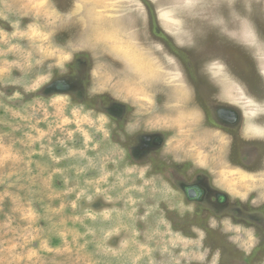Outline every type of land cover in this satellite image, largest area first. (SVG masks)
<instances>
[{"label": "rangeland", "instance_id": "rangeland-1", "mask_svg": "<svg viewBox=\"0 0 264 264\" xmlns=\"http://www.w3.org/2000/svg\"><path fill=\"white\" fill-rule=\"evenodd\" d=\"M244 2L0 0V264H264V173L220 124L264 89ZM197 168L263 225L188 201Z\"/></svg>", "mask_w": 264, "mask_h": 264}, {"label": "flooded vegetation", "instance_id": "flooded-vegetation-1", "mask_svg": "<svg viewBox=\"0 0 264 264\" xmlns=\"http://www.w3.org/2000/svg\"><path fill=\"white\" fill-rule=\"evenodd\" d=\"M244 52L248 57L251 56L252 59H254L256 65H253L255 69L253 73H260L258 74L259 77H261V82L264 86V62L261 61L252 51L244 50ZM241 57H243L242 54ZM243 62L246 68V59H244ZM236 79L239 80V78L237 77ZM239 81L242 83L243 81H245V77L243 76L242 79ZM243 89L247 96L253 97L254 100L264 103V89L261 90L258 88L257 90L256 86H251L249 85V83L245 85ZM246 101L250 104V100L246 99ZM246 101L244 103H246ZM247 103L244 107H241V110H239V108V112H236V114H234L236 111L234 109H232L231 112L229 111L226 115H224L225 121L220 124L221 126L224 124V127L222 126L221 130L224 131L225 129L227 132L226 135L231 138V157H236L239 159L237 161L229 160L231 166L246 174L258 175L264 173V135L261 136V138H259L256 142V140L254 139L243 138L242 134L244 133L245 127H251L253 129L257 128L264 131V110L261 109V112H257L260 115L256 118H252L250 114L252 111V107L248 106ZM261 106H264V104L260 105L259 107ZM252 119H255L257 123H253ZM236 150L240 151L241 155L234 154ZM194 175L195 177L192 181L181 186V190L184 193L185 198L188 201H191L196 204L199 210H204L205 213L208 214L209 212H212V218L218 221L219 223H222L223 220H228L229 222L242 227H246L249 225H254V227H256L257 225H263L259 223V213L249 212L250 210L248 208L241 206L242 202L240 199H231L229 197V193H227L225 189L221 188L220 186H217L216 179L212 175L211 170L197 168L194 172ZM257 246H264V238H262L258 242Z\"/></svg>", "mask_w": 264, "mask_h": 264}, {"label": "bare ground", "instance_id": "bare-ground-1", "mask_svg": "<svg viewBox=\"0 0 264 264\" xmlns=\"http://www.w3.org/2000/svg\"><path fill=\"white\" fill-rule=\"evenodd\" d=\"M249 0H246V2H244L242 4L241 7H238L239 10H236V14H238L241 17L242 20V26H246V33H242L241 34V39L243 42H245L248 46H251L250 48L252 49V52L256 55L255 50L259 51L261 49H264V35L261 34L260 31V27L263 26V21L262 19H264V10H263V6L264 3L260 5V7L258 6H254L252 4L248 3ZM248 3V4H246ZM250 6L253 11L251 9L246 10V7ZM259 8H261V14L259 13ZM261 15V16H260ZM259 16V17H258ZM260 19V20H259ZM103 30V29H102ZM110 30V29H109ZM105 31V30H104ZM235 33V31L233 32ZM235 34H240V33H235ZM116 35V34H115ZM262 37H260V36ZM111 41V40H110ZM118 43V42H117ZM122 43V42H121ZM125 44V43H124ZM123 49V48H122ZM254 49V50H253ZM131 51V50H130ZM127 56V55H126ZM125 56V57H126ZM140 56H138L139 58ZM142 58V57H141ZM256 58V57H255ZM133 59V58H132ZM261 61L264 62V57H260L259 58ZM131 60V58H130ZM146 60V59H145ZM125 61V60H124ZM133 62V61H132ZM136 64V63H135ZM152 65V64H151ZM134 66V65H133ZM262 66V65H261ZM142 67V66H141ZM264 67V66H263ZM156 70V69H155ZM145 72V71H144ZM242 93L243 96V107L245 106V104L247 103L246 99L248 98H244V90L240 91ZM241 98V97H240ZM239 98V99H240ZM252 97L248 100H250V104H248V106L252 107L253 104H255L253 101H251ZM246 101V103H244ZM256 105V104H255ZM244 109V108H243ZM251 111V110H250ZM249 114V113H248ZM264 128V127H263Z\"/></svg>", "mask_w": 264, "mask_h": 264}]
</instances>
